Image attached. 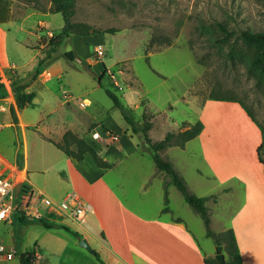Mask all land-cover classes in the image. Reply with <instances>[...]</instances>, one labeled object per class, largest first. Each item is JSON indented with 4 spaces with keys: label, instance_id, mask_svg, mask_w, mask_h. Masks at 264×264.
<instances>
[{
    "label": "rangeland",
    "instance_id": "obj_1",
    "mask_svg": "<svg viewBox=\"0 0 264 264\" xmlns=\"http://www.w3.org/2000/svg\"><path fill=\"white\" fill-rule=\"evenodd\" d=\"M46 1L13 0L15 16L39 10L38 7L46 8ZM51 5L49 9L53 12ZM59 20L64 21L61 13L54 18V23ZM72 20L99 32L73 34L55 51V59L63 57L65 50L75 48L77 51L79 58H65L69 81L64 75L50 82L39 77L32 88L38 93L34 104L19 108L16 103L11 107L7 98L12 89L11 77L7 68H0V91L4 92L0 103L8 106L6 112L0 110V118L13 124L15 183L25 176L21 172L22 178L17 175L23 162H27L31 178L48 194L55 199L65 196L72 187V179L61 173L70 172L67 155L49 139L62 141L60 133L70 129L90 142L95 139L101 156L108 153L109 147L108 155L123 159L108 170L106 177L128 203L148 212L160 209L164 201L160 181L153 180L149 191L142 186L145 175L154 166L151 153L141 145V135L133 134L106 88L119 95L135 119L142 122L145 115L153 121L149 133L154 140L163 138L169 131H179L183 122L194 124L200 120L203 102L214 94L243 100L264 129V76L249 68V52L238 37L240 30L246 28L264 31V0H75ZM221 23L228 31L222 30ZM61 28L51 25L49 30L54 36ZM112 29L114 31L110 32ZM154 37L158 39L155 41ZM49 38L43 39L45 51L49 50ZM220 38L224 40L217 43L216 39ZM100 44L101 54L97 50ZM59 95L62 108L49 113L48 118L53 114L49 123L48 119L39 122L46 108L45 101L58 105L59 100L53 97ZM85 98L90 99L89 104H83ZM232 116L234 121L228 117L223 120L225 123L229 120L239 135V120L236 115ZM216 121L222 122L219 118ZM107 129L119 134L118 140L102 134ZM95 131L102 137L96 139ZM191 144L197 146L199 142L195 140ZM166 150L160 151L163 157ZM260 156L264 162V139ZM197 162H200L198 154L193 156V163L199 164ZM79 163L84 173L96 166L90 154ZM161 172L165 175L158 170L156 174ZM27 186L25 182L12 216L0 223V243L8 250L16 249L11 259L0 255V264H22L23 252L37 249V244L53 234L38 223L19 220V216L38 214L33 199L37 191L31 193L32 186ZM172 186L173 208L185 215L195 233L201 236L198 222L205 228L202 217L185 201L179 189ZM198 191L203 193V190ZM209 213L213 220L211 226L217 230L216 212L210 208ZM210 244L215 247L207 258L213 259L216 243L211 237Z\"/></svg>",
    "mask_w": 264,
    "mask_h": 264
},
{
    "label": "crops",
    "instance_id": "obj_2",
    "mask_svg": "<svg viewBox=\"0 0 264 264\" xmlns=\"http://www.w3.org/2000/svg\"><path fill=\"white\" fill-rule=\"evenodd\" d=\"M50 5L51 0H47L46 9L33 10L14 17L13 0H0V68H7L6 71L11 77L10 84L15 76L30 75L39 59L45 56L43 39L50 37L48 31L51 25L57 29L63 26L64 21L54 23L58 12H51ZM68 66L65 58L60 56L37 78L50 82L64 75L69 81L66 76ZM37 78L28 90H33V85L40 79ZM10 90V97L7 98L12 107L16 105V100L12 89ZM2 96L3 94L0 95ZM56 99L59 100L58 105L45 101L46 108L39 122L48 119L49 123L54 112L62 108L61 96L53 97V100ZM2 103L0 110L6 112L8 106ZM51 112L53 114L48 118ZM233 114L239 120V135L229 120L227 123L223 120L229 117L234 121L231 116ZM20 118L25 125L22 114ZM218 118L222 122L216 121ZM200 120L204 124L201 133L189 140L183 148L168 147L165 158H169L185 178L188 188L193 189L190 191L208 197V210L212 208L219 219V228L212 229L216 232L234 229L243 264H264V162L258 152L263 140L262 130L237 101L206 99ZM0 121L5 124V128L0 132V154L11 166L10 173L15 177V165L12 161L13 124L1 118ZM63 134L64 132H61L59 136L63 137ZM195 140H198L199 145L191 146V142ZM107 149L108 153L102 157L111 162L112 167L91 166L89 172L87 170L85 173L80 171V161L67 156L66 162L70 172L61 173L72 179V187L69 190L78 191L92 205V210L83 225L57 213L47 217L49 220L68 225L82 237L63 229L47 228L53 234H49L47 239L37 244L38 264H102L94 251H97L107 264H208L206 258L214 250L215 244L209 245L210 237L206 235V227L203 228L198 222L201 234L198 236L188 218L173 208L171 194L174 184L168 186V211H164V201L156 212L133 206L118 193L106 177L108 170L123 160L117 156H113V159L108 155L110 148ZM197 154L200 162L195 165L193 156ZM19 172L25 175L22 179L24 183L48 194L31 178L27 162H23L22 169L18 170L17 176L22 178ZM156 172L154 164L143 179L142 186L148 191L156 179L163 188L165 175ZM151 176L153 178L150 180ZM198 190H203V193ZM193 218L197 219L196 216ZM212 222L211 218V225ZM83 238L88 239L93 252L80 245ZM204 243L208 245L204 246Z\"/></svg>",
    "mask_w": 264,
    "mask_h": 264
},
{
    "label": "trees",
    "instance_id": "obj_3",
    "mask_svg": "<svg viewBox=\"0 0 264 264\" xmlns=\"http://www.w3.org/2000/svg\"><path fill=\"white\" fill-rule=\"evenodd\" d=\"M39 2V1H37ZM51 10L53 12L61 13L64 24L61 28V31L49 38L47 45L49 50L46 51L44 57L40 58L35 69L27 77L15 76L11 79V87L16 100V103L19 108L25 107L27 105H33L34 99L36 97V92L33 90H28L31 83H33L38 75L42 73L52 62L55 61L54 53L57 48L65 41L66 38H71L73 34H90L93 32H99L98 30H90L87 24L76 23L72 20V17L75 13V0H51ZM40 10L46 9L38 7ZM15 17V13H14ZM220 27L224 31H228L227 27L224 24H220ZM113 32L114 29L109 30ZM230 33V32H229ZM228 36V35H227ZM225 36L224 39H227ZM239 39L247 47L249 52L248 54V66L251 70L257 72L259 75L264 76V31H256L250 28L240 30L238 35ZM155 41L158 39L154 37ZM223 38L216 39V42L219 43ZM223 39V40H224ZM231 54H233L234 48H232ZM63 57L69 60H75L78 57L77 51L75 48L65 50L63 52ZM2 87V84L0 85ZM4 92L0 91V95ZM106 93L112 99L115 107L119 108L124 119L129 124L132 129L133 134H140L143 141L141 145L149 149L151 153V158L155 164V167L158 171H163L165 173V178L163 181L164 187V211L169 210V192L168 186L174 184L179 191L182 193L185 201L202 217L205 227L206 235L214 239L216 245H222L223 251L225 253L226 264H243L241 252L238 246L236 234L233 228H228L224 231L216 232L211 227V217L206 205L207 196H199L194 192L190 191L187 186L185 178L181 173L174 167V164L169 158H165L160 154V151L171 147L179 146L184 147L186 143L197 137L203 130L204 124L201 120H198L194 124L190 122H183V127L175 132L169 131L161 139L154 140L149 131L153 127V121L147 119L144 115V120L142 122L135 119L134 115L130 110L122 103L119 95L111 88H106ZM210 99L216 100H228V101H237L240 105L246 110L248 115L253 121H255L262 130V135L264 139V129L262 125L256 120L253 111L248 107V105L241 99L232 96V95H217L214 94ZM14 119L17 120L15 111L12 110ZM57 147L62 149L66 155L76 161H83L87 154H90L96 165L99 167L109 168L112 167V163L104 159L100 154L97 143L95 139L92 142L87 139L78 136L74 131L68 129L64 132L62 141H55L49 139ZM263 144H260L258 148L259 156L260 149ZM75 145V148H73ZM261 159V156H260ZM263 162V160L261 159ZM19 220L25 223H38L48 229H64L77 237H82L78 231L73 230L68 225L53 220H49L40 215H23L19 216ZM97 259L102 264H107L100 256L97 251H94ZM37 250L23 252L21 255L22 264H36L37 262ZM208 264H222L219 262L216 257L213 259L206 258Z\"/></svg>",
    "mask_w": 264,
    "mask_h": 264
},
{
    "label": "built area",
    "instance_id": "obj_4",
    "mask_svg": "<svg viewBox=\"0 0 264 264\" xmlns=\"http://www.w3.org/2000/svg\"><path fill=\"white\" fill-rule=\"evenodd\" d=\"M48 34L50 37L53 36V31L49 30ZM98 52L102 53V44L97 47ZM90 99L85 98L83 104H89ZM5 128V124L0 121V132ZM104 135L112 140H118L119 134L112 132L111 130H105ZM93 136L96 139L102 137L99 131L93 132ZM11 166L0 154V223L7 221L15 211L14 199H15V179L10 173ZM29 186V184H28ZM27 186V187H28ZM31 193L37 191L34 198L35 210L37 215L43 217H50L53 213L63 215L76 221L78 224L83 225L86 221L88 213L92 210V205L86 201L78 191L72 189L69 190L65 196L57 200L49 196L43 191L37 190L36 188L31 189ZM32 195V194H31ZM29 195V196H31ZM16 249H7L0 243V255L7 259H11L15 256Z\"/></svg>",
    "mask_w": 264,
    "mask_h": 264
},
{
    "label": "water",
    "instance_id": "obj_5",
    "mask_svg": "<svg viewBox=\"0 0 264 264\" xmlns=\"http://www.w3.org/2000/svg\"><path fill=\"white\" fill-rule=\"evenodd\" d=\"M24 188V180H18L15 183L14 186V191H15V199H14V208L16 209L18 207L19 203V197L23 191ZM80 245L88 249L89 251L93 252V248L91 244L89 243L87 238H83L80 241ZM216 259L221 262L222 264H226V258H225V253L223 251V246L222 245H216V254H215Z\"/></svg>",
    "mask_w": 264,
    "mask_h": 264
},
{
    "label": "bare ground",
    "instance_id": "obj_6",
    "mask_svg": "<svg viewBox=\"0 0 264 264\" xmlns=\"http://www.w3.org/2000/svg\"><path fill=\"white\" fill-rule=\"evenodd\" d=\"M228 116V115H227ZM232 116V115H231ZM233 118V117H232ZM227 119V118H226ZM228 119H230L229 117H228Z\"/></svg>",
    "mask_w": 264,
    "mask_h": 264
}]
</instances>
